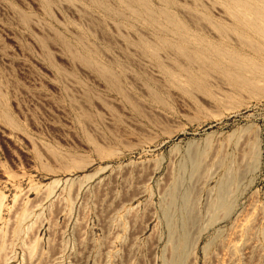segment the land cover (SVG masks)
<instances>
[{
	"label": "rangeland",
	"instance_id": "1",
	"mask_svg": "<svg viewBox=\"0 0 264 264\" xmlns=\"http://www.w3.org/2000/svg\"><path fill=\"white\" fill-rule=\"evenodd\" d=\"M230 12L0 0V264H164L170 187L192 195L195 239L223 180L234 208L186 264H264V28ZM196 38L216 50L190 63L176 48ZM152 47L178 80L153 79Z\"/></svg>",
	"mask_w": 264,
	"mask_h": 264
},
{
	"label": "bare ground",
	"instance_id": "2",
	"mask_svg": "<svg viewBox=\"0 0 264 264\" xmlns=\"http://www.w3.org/2000/svg\"><path fill=\"white\" fill-rule=\"evenodd\" d=\"M226 3L228 2L230 13L237 15L239 13H251L252 15L255 14L253 18L249 19L251 20V24L256 29L262 30L264 28V0H225ZM146 7V11L150 14H152V10L150 7ZM134 12H136L134 10ZM236 17H239L237 15ZM209 21L213 26H216L218 28H224L225 30H228V27L225 25L217 24L216 21L209 18ZM201 20V19H199ZM203 26V23L201 24ZM187 36V35H184ZM190 42V41H189ZM194 44V50L195 55H191L189 52H187V49L183 46H178L176 50L187 57V60L190 63H194L196 59L202 58V56L205 58V55L207 52L215 51L216 48L212 44H205V42L202 39H195ZM150 56H152L157 61L158 70L157 73L152 72L153 79L155 81H161L162 75L169 76L174 78V80L179 79V75L181 71L177 68V70H172L165 66L163 64V55L158 51L156 48L152 47L151 50H149ZM74 56L77 58V54L73 53ZM197 57V58H196ZM85 63H87L90 67L95 68L97 72H99L103 76H109V73L111 72V69L106 68L102 66L99 63L92 62V60L88 58L83 59ZM113 84L112 86L115 88H118V90H121V88L117 85V79L112 80ZM248 87L254 88V85H247ZM192 158L195 159V156L198 154L192 153ZM257 161H258V155H257ZM194 166H195V160H194ZM197 167V164H196ZM211 178V177H210ZM179 182L176 181L171 187L169 196L166 199V209H165V216L166 221L169 226V242L170 246L168 248L169 255H164V264H186L189 260V257L194 255L196 253V247L198 244V241L202 235V233L206 230H208L211 226L218 223L220 220L231 214L234 205L232 203V200L228 198L227 190L230 186V181H221L219 184V190L217 197L213 202L209 205V218L207 219L204 226L199 228V232L197 237L194 239L190 236V224H193L196 222L197 216L193 213V211L190 209V205H192V195L190 194L189 190H187L183 195L179 194ZM235 204V202H234ZM181 207L182 209H186V219H181L179 224V218L176 215V208ZM2 209V202H0V214ZM6 246L3 244L2 248H0V251L6 250Z\"/></svg>",
	"mask_w": 264,
	"mask_h": 264
}]
</instances>
